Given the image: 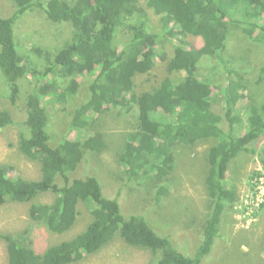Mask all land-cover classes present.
<instances>
[{
    "label": "trees",
    "instance_id": "16d2710c",
    "mask_svg": "<svg viewBox=\"0 0 264 264\" xmlns=\"http://www.w3.org/2000/svg\"><path fill=\"white\" fill-rule=\"evenodd\" d=\"M11 2L12 13L0 10V98L15 105L20 94L24 97L26 116L18 149L41 163V177H12L8 173L13 167L0 164V205L30 201L49 191L55 195L52 202L30 205L32 221L54 233L66 232L76 223L80 202L89 205L90 219L81 232L43 251L35 250L22 233L0 234L8 264H70L97 252L115 237L155 253L152 264H203L220 237L226 213L238 201L237 187L226 181L231 163L244 154L259 157L262 170H253L248 176L251 191L255 179L264 177V140L260 147L256 144L264 139V99L258 95L259 87H264V65L253 83V88L259 86L256 94L244 103L247 116L243 119L237 107L249 90L248 74L223 55L234 29L264 45V0ZM36 10L42 11L47 24H67L69 28L70 36L55 51L32 42L23 46L19 25H33L31 16ZM122 36H126L123 41ZM189 37L197 45H190ZM165 40L173 44L171 51ZM203 56L215 57L223 65L224 80L212 81L209 73L197 76ZM36 59L45 61L42 70L32 65ZM157 62H166L168 75L151 90L136 91L135 76L148 73ZM181 72V77H172ZM25 81L31 90L23 95ZM82 92L85 100L76 101ZM215 97L223 98V115L212 109ZM48 102L72 108L68 126L69 131H78L76 137L65 135L52 144L51 131L46 130ZM112 108L138 112L137 126L126 132V143L117 155L126 176L119 177L125 185L134 177L148 179L157 201L168 195L175 165L172 150L177 146L192 150L201 141L217 140L206 155L209 212L193 254L177 250L169 236L150 226L143 212L124 214L119 192L113 197L104 192L109 184L104 170L89 166V157L98 160L100 152L108 148L104 133L94 122L106 120ZM12 121L9 111L1 109L0 129ZM223 121L226 129L221 127ZM263 211L264 201L255 214Z\"/></svg>",
    "mask_w": 264,
    "mask_h": 264
},
{
    "label": "rangeland",
    "instance_id": "374dc122",
    "mask_svg": "<svg viewBox=\"0 0 264 264\" xmlns=\"http://www.w3.org/2000/svg\"><path fill=\"white\" fill-rule=\"evenodd\" d=\"M0 3V10L2 9L4 14L13 12L11 0H0ZM32 14L31 23L33 25L26 24V22L19 25L23 31V46L32 42V45H39L50 51H55L70 36L67 24H47L48 21L45 20V15L41 10H36ZM153 20L157 23L156 19L153 18ZM233 32L228 37L223 55L233 67L248 74L245 76L250 81V87L248 92L243 93L246 98L239 101L240 104L237 107L241 117L245 119L247 112L244 103L254 97L255 91L259 87L253 88V83L259 74V68L264 65V45L258 40L245 38L239 29H234ZM26 36L28 37L27 41ZM125 38L126 36H122L120 40L123 41ZM188 42L190 45H197L194 37H189ZM164 45L169 50L173 48V44L167 40ZM201 60L197 69L198 77L202 78L209 73L213 75L212 81L225 79L224 67L215 57L203 56ZM32 61L34 62L32 65L36 69H43L44 60ZM36 62L38 63L35 64ZM182 73L173 74L172 77H181ZM167 75L166 62H157L148 73L135 76L136 91L151 90ZM30 90L31 85L25 81L22 87L23 95ZM259 90L261 93L258 95L264 99V87H259ZM85 98V92L78 93L76 101L81 102ZM21 99L24 100V97L22 98L20 94L15 105H11L6 98H0V110H8L13 120L12 124L0 129V164H9L13 167L8 173L9 176L35 180L41 177V163L38 160L27 158L18 149V140L20 134L24 132L23 121L26 116L24 102ZM223 105V98L215 97L212 109L223 115ZM61 107L57 103H46L49 115V125L46 130L47 132L51 131L52 144H57L65 135L76 137L78 134V131L77 133L75 130L69 131L68 120L72 108ZM111 110L106 120L94 122V127L104 133L109 150L107 148L104 153L100 152L98 160L103 162L99 163L97 159L89 157V162H91L89 166L94 168L98 165L104 170V175L107 176L106 179L109 183L104 192L111 197L119 192V203L124 214L143 212L146 214L150 226L158 234L169 236L177 250L185 254H193V249L200 243L202 225L209 212V198L204 183L207 170L206 155L208 148L217 140L201 141L192 150L180 146L172 150L175 165L173 177L169 178L170 186L166 192L168 195L157 201L152 198L153 184L148 179L134 177L133 181L125 185V180L120 178L126 177L125 167L117 161V155L126 143V132L133 131L137 126V110L134 108L127 112L123 108H112ZM221 127L226 129L225 121L221 123ZM240 130L242 132L243 125ZM263 140L262 137L256 144L260 147ZM253 170H262L257 155L244 154L231 163L226 181L237 187L238 201L226 213L220 237L214 242L211 252L203 258V264H264V211L256 215L251 223L245 219L246 217L240 219L241 201L239 198L250 189L247 185L248 176ZM75 172L71 175H75ZM178 196L179 201H177ZM54 197L55 195L48 191L36 195L30 201H7L0 205V234L22 233L32 242L35 250L43 251L49 245L72 238L81 232L85 222L90 219L89 205L85 202L79 203L76 223L66 232L54 233L42 224L32 221L29 217L30 205L35 202L50 203ZM237 204L240 208L238 212L235 210ZM155 256L156 254L149 249L131 247L119 237H115L97 252L86 254L81 260L70 264H152L156 260ZM0 264H8L4 240H0Z\"/></svg>",
    "mask_w": 264,
    "mask_h": 264
},
{
    "label": "built area",
    "instance_id": "2783aa9c",
    "mask_svg": "<svg viewBox=\"0 0 264 264\" xmlns=\"http://www.w3.org/2000/svg\"><path fill=\"white\" fill-rule=\"evenodd\" d=\"M256 181V186L254 190H248L244 194H242L239 200L241 201V217H246L249 222H253L254 218L257 214L256 211L258 210L259 205L264 201V177L260 176ZM236 212L240 210L239 204L236 205L235 208ZM249 223V224H250Z\"/></svg>",
    "mask_w": 264,
    "mask_h": 264
},
{
    "label": "bare ground",
    "instance_id": "6f19581e",
    "mask_svg": "<svg viewBox=\"0 0 264 264\" xmlns=\"http://www.w3.org/2000/svg\"><path fill=\"white\" fill-rule=\"evenodd\" d=\"M128 90V89H127ZM180 111V110H179ZM185 114V113H184ZM246 177V176H245Z\"/></svg>",
    "mask_w": 264,
    "mask_h": 264
}]
</instances>
